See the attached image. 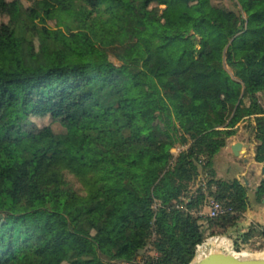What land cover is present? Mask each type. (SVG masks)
<instances>
[{"label":"trees","instance_id":"16d2710c","mask_svg":"<svg viewBox=\"0 0 264 264\" xmlns=\"http://www.w3.org/2000/svg\"><path fill=\"white\" fill-rule=\"evenodd\" d=\"M27 1L0 0V264H191L211 237L264 242L239 228L249 187L214 169L245 122L264 164V0ZM210 198L226 212L199 215Z\"/></svg>","mask_w":264,"mask_h":264},{"label":"rangeland","instance_id":"374dc122","mask_svg":"<svg viewBox=\"0 0 264 264\" xmlns=\"http://www.w3.org/2000/svg\"><path fill=\"white\" fill-rule=\"evenodd\" d=\"M7 1H14V0H7ZM22 3L26 6V7H30L32 4L30 2H28L27 0H22ZM212 4L214 6L217 7H221V8H226L232 11H238V7L236 5L235 0H212ZM152 7H157V5H152ZM161 15H162V21L164 26L167 29H171L173 28V25L171 23L170 17H171V11L169 9H167L165 6H161ZM53 15L52 12H45L43 14V16L46 18L47 20V25L50 28H55L56 26V19H52L51 16ZM9 22V18L8 17H4L0 15V26L2 24H7ZM111 61L114 62L115 64H119V62L117 61V59L111 55L110 57ZM228 71H230L227 68ZM33 123L35 124V126H37L39 129H43L45 127H52V129L54 130L55 133H62L63 129L60 127L59 124L54 123L50 117H46V118H32ZM242 125V124H241ZM252 132L249 131L248 129L246 131L240 130L238 132V134L235 136L236 140H240V141H247L248 137H251ZM35 136L44 144H46L47 146L51 145V138L48 137L45 133L43 132H36ZM249 139V138H248ZM181 151V148H177L173 150V153L177 156L179 154V152ZM248 158H251L248 155ZM214 167L216 168V170L221 173L222 171H225L228 173V177L232 176L236 177L238 175V177L241 179L242 181L243 179L247 178V177H243L241 176L243 172H247V166L246 164H242L238 159H234V160H229L227 157H225V161L223 163L220 162L219 157H216L214 160ZM229 171V172H228ZM226 177V176H225ZM67 179L68 181H70L74 188L80 192L83 193V188L82 186L74 180V178L70 175H67ZM244 182V181H243ZM258 184V180H253L249 186V193L252 197V202H254V191L255 188ZM250 197V198H251ZM259 206L263 207V204H259ZM8 222V219L5 215L0 214V224L4 225ZM213 238H219V239H213ZM213 239V240H211ZM214 244V245H213ZM202 247H206V253H236L238 255H246V256H250V257H256V256H263L264 255V242H262V239H256L255 241L250 242L248 245H245L242 247L241 252H236V250L234 249L233 243L230 241V239L228 237L225 236H216V237H211L209 238L204 246ZM199 255V254H198ZM139 262H142V258L139 259Z\"/></svg>","mask_w":264,"mask_h":264},{"label":"crops","instance_id":"0c3cea01","mask_svg":"<svg viewBox=\"0 0 264 264\" xmlns=\"http://www.w3.org/2000/svg\"><path fill=\"white\" fill-rule=\"evenodd\" d=\"M246 124L247 122L240 125L238 132L240 130H242V132L246 131V129H244V126ZM248 138L247 141L236 140L235 136L230 138L228 140L227 146L224 149H222V151L216 156L219 157L221 163H223L225 161V157H227L229 160L238 159L242 164H246L247 172L245 171L241 175L243 177H247L243 179L244 182L242 181V178L240 179L238 177V175L236 177H233L231 174V176L228 177L229 175L227 172L222 171L221 173H219L215 167L214 169L216 171V175L218 179L226 180V181L237 179L241 181L243 184H246L248 187L250 186L253 180H258V184L255 188L256 191L257 187L260 185L261 182H263L264 179V174H263L264 164H260L256 162L255 157H256L257 143L255 142V140H249ZM236 144L243 145L242 150L240 151V156H235L232 152V147ZM248 155L251 158H248ZM255 191H254V195H255ZM249 196L251 197L250 193ZM250 199H251V208L249 209V211L247 212L244 219L241 221L239 225V228L242 229L243 232L247 231L251 226L264 227V203H263V207H261L259 206V203L256 202V200L252 202V197ZM202 212L204 214H207L209 212V209L205 206Z\"/></svg>","mask_w":264,"mask_h":264},{"label":"water","instance_id":"95a60500","mask_svg":"<svg viewBox=\"0 0 264 264\" xmlns=\"http://www.w3.org/2000/svg\"><path fill=\"white\" fill-rule=\"evenodd\" d=\"M242 147V144L234 145L232 147L233 154L235 156H240V151L242 150ZM191 264H264V257H250L244 254L238 255L236 253H210L205 258L197 262L195 257Z\"/></svg>","mask_w":264,"mask_h":264},{"label":"built area","instance_id":"2783aa9c","mask_svg":"<svg viewBox=\"0 0 264 264\" xmlns=\"http://www.w3.org/2000/svg\"><path fill=\"white\" fill-rule=\"evenodd\" d=\"M206 207L209 209V212L207 214H204L203 212H200L199 215L202 216H208L211 218H217L224 214L226 212V209L224 206H222L220 203H218L215 199L210 198L206 204Z\"/></svg>","mask_w":264,"mask_h":264},{"label":"bare ground","instance_id":"6f19581e","mask_svg":"<svg viewBox=\"0 0 264 264\" xmlns=\"http://www.w3.org/2000/svg\"><path fill=\"white\" fill-rule=\"evenodd\" d=\"M213 239H219V238H213ZM213 239H211V240H213ZM205 244V243H204ZM204 244L203 245H201L199 248H198V250H197V254H196V262L197 261H200L201 259H203V258H205L207 255H209V254H207L206 253V247H202V246H204ZM214 245V244H213ZM212 253V252H211ZM199 254V255H198ZM262 257V256H261ZM263 257H264V255H263Z\"/></svg>","mask_w":264,"mask_h":264}]
</instances>
